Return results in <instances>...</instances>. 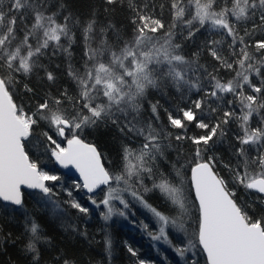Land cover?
<instances>
[{
	"label": "snow or ice",
	"instance_id": "obj_1",
	"mask_svg": "<svg viewBox=\"0 0 264 264\" xmlns=\"http://www.w3.org/2000/svg\"><path fill=\"white\" fill-rule=\"evenodd\" d=\"M107 3L114 4L116 0H107ZM63 7L59 5V9ZM150 7L146 3L143 8L135 9L136 28L131 39L121 38L117 31L114 43L105 38L96 47L88 43L82 68L69 64L67 74L75 85V96H69L65 90L58 97L45 98L36 105L35 111L29 112L13 99V89L19 82L17 74L27 78L42 68L39 59L50 48L53 55L57 50L68 52L60 42L62 37L72 39L70 17L64 16L61 22L57 4H49V0H9L7 5L0 4V200L22 205L21 187L26 186L39 189L51 202L54 193L46 181H57L60 177L41 170L25 150V142L44 122L48 130L42 135L54 145L51 155L55 160L65 168L73 166L88 192L107 186L99 202L106 208L101 213L104 220L114 214L126 217V211L115 208L113 201H119L126 210L129 202L124 193H130L159 224L158 234L149 233L152 239L171 245L169 226L186 232L183 218L190 210L189 194L185 191L187 180L190 191L195 193L197 228L187 247H176L175 251L183 257L199 247L206 254V264H264V215L256 218L250 214L248 203L240 200L235 187L229 188L228 181L215 170V157L206 156L210 142L214 144V138L226 135L224 125L235 122L238 131L232 148L236 163L225 167L229 168L234 185L257 194L256 199L264 204V35L253 40L257 30H264V0H170L172 24L162 36L156 34L165 25L151 15ZM233 18L235 22H252V29L241 36ZM93 24L90 22L84 27L86 42L93 33ZM201 28L231 37L228 45L231 58L221 54L216 46L220 41L212 40L207 46L211 57L234 73L231 79L222 81L203 66L194 70L193 62L181 54L176 29L186 31L185 39H191ZM195 71L202 75L194 80L190 73L194 75ZM45 76L48 81L56 79L47 70ZM204 78L210 85L208 89L200 83ZM256 78H259L258 84L254 82ZM166 84L177 90L203 91L206 97L193 101V108L181 109L180 118L168 115L174 128L185 129L186 122L195 121L198 128L206 130L205 134L194 137L175 136L176 141L190 139L195 146L190 168L186 169L179 160L171 165L175 177L158 163L162 158L167 159L162 141L171 140L172 134L138 118L149 90H160ZM24 90L32 91L27 84ZM225 94H230L231 99ZM209 100L228 105L222 117H214V124L206 122V117L198 119L195 111L203 112L207 107L209 115L216 113L218 109ZM151 111L158 119L157 104L151 105ZM255 117L259 119L254 122ZM108 123L124 138L139 141V147L131 143L123 146V167L117 172L106 169L97 148L80 138L84 129ZM51 130L66 140V146L53 139ZM167 147L172 145L169 143ZM145 175L152 179V188L144 185ZM176 177H180L178 184ZM139 188L144 192L158 191L178 215L170 217L157 210L144 199ZM71 195L69 191L68 196ZM91 202L99 207L95 199ZM70 204L81 213L89 211L75 200ZM143 228L147 229V225ZM27 230L30 239L26 250L36 261L41 226L33 220ZM105 247L110 256L111 239L106 238ZM127 250L132 256L137 255L131 246ZM63 264L71 261L65 259ZM138 264L147 262L139 260Z\"/></svg>",
	"mask_w": 264,
	"mask_h": 264
},
{
	"label": "trees",
	"instance_id": "obj_2",
	"mask_svg": "<svg viewBox=\"0 0 264 264\" xmlns=\"http://www.w3.org/2000/svg\"><path fill=\"white\" fill-rule=\"evenodd\" d=\"M9 0H0V4L7 5ZM149 4L151 15L160 19L165 28L156 35L162 36L172 24V14L170 11V0H116L114 4H108L107 0H49V4H57V10L60 11L59 20L63 22L64 16H69V28L72 36L71 41L66 38L61 39V44L68 48V52L57 50L55 55L50 48L47 53L40 57L39 63L42 68L34 72L30 77H23L17 74L19 81L13 89V99L18 105H22L25 111H35L36 105L47 97H58L63 91L67 90L69 96L76 95V88L72 79L68 76V66L73 68H82L85 63L84 53L88 43L96 47L101 38L114 43L117 39L116 32L123 39H131L134 35L136 24V8H143L144 4ZM63 9H59V5ZM93 24V33L88 42L84 39V27L90 23ZM233 22L236 24L237 31L244 36L246 31L252 29V22ZM258 23V20L256 21ZM114 26V27H110ZM187 32H181L176 29V42L182 45L181 54L192 61V68L195 70L198 66L207 68L208 72L213 73L222 81L231 79L233 72L221 66L220 62L215 60L208 52V44L212 40L220 41L216 45L221 54L227 58L230 57L228 45L231 37L223 32H211L201 28L191 39H185ZM264 35V30H257L253 40ZM247 40L248 38L245 37ZM251 43V42H250ZM250 51L254 49L250 48ZM259 55V53H257ZM45 70L50 71L56 77L55 81H48L45 76ZM195 80L202 75L200 71L191 74ZM255 83H259L256 78ZM200 83L205 89L210 88L207 78L201 79ZM24 84L32 89L31 92L24 90ZM231 99L230 94H225ZM206 98L203 91L177 90L171 84H166L160 90L150 89L144 99L140 116L142 122L151 121L155 126L162 128L165 132L172 134L171 140L162 141L165 145L164 152L167 159L158 161L161 168L167 167V170L175 177V171L171 165L177 160L184 167L190 168L191 160L194 156L195 146L190 139L176 141V135H186L194 137L205 134L204 129L196 126V122H186L185 129H177L171 126L168 121V115L171 113L176 118L182 116L181 109L193 108V101ZM212 107L217 108L216 113L208 114L207 107L203 110H195L197 118L206 117V122L216 123L214 117H222L223 110L228 105L217 101L212 103ZM158 105V116L156 119L151 111V105ZM238 111V109H237ZM258 117L254 118L255 120ZM226 135L223 138H214V144L210 142L206 156H213L216 159L215 170L218 174L228 181L229 188L235 187L237 197L248 203L251 215L259 218L264 215V204L256 199L255 193L246 192L242 187L232 183V177L229 168L225 165L235 166L236 160L233 155L232 145L235 144V133L238 131L235 122L224 125ZM47 126L44 122L37 127L32 137L25 142V150L29 153L32 160L38 162L41 170L51 175L60 177L57 181H46V185L52 188L54 195H51V202L45 195L36 191H23L22 205L14 207L0 201V264H63L65 259L71 261V264H138L139 260H144L147 264H206L205 257L199 247L193 249L192 255L187 254L183 261L176 254L163 253L160 257L155 253L152 242H150L149 233L155 232V223L147 210L139 207V202L129 201L128 212L122 220L111 218L104 220L101 205L92 204V199L97 203L102 200L106 188L101 189L93 195L85 193L77 188L79 184L73 181L57 164V161L51 155V145L42 135ZM61 146H64V139L57 136L54 130L49 132ZM80 138L84 142L94 145L101 154V161L104 167L112 172L122 170L123 146L131 143L139 147V141H131L122 136L115 126L111 123L101 124L99 127H90L80 133ZM172 147H167L168 144ZM180 153L178 156L177 153ZM254 154V153H253ZM187 157V159H185ZM179 167V165H177ZM189 176V172L186 173ZM180 177H176L177 184ZM144 185L152 188V179L147 175L144 177ZM71 192V197L68 192ZM144 199L157 210L165 215L174 217L178 212L173 206L166 202L158 191L144 192ZM185 191L189 194V215L183 218L186 232L169 226L167 229L168 238L173 248L186 247L188 241L193 239V233L197 228L196 219L198 212L192 191L189 189L188 181L185 180ZM91 198V199H90ZM75 200L81 206L89 209L88 213H81L72 208L70 201ZM58 205L54 209L53 203ZM136 205V206H135ZM37 221L41 226V239L37 243L39 256L36 261L33 260V254L26 250L30 234L28 225L30 221ZM147 225V229L143 228ZM106 238L111 239L112 249L109 256L105 247ZM128 246H131L137 255L134 257L128 252Z\"/></svg>",
	"mask_w": 264,
	"mask_h": 264
},
{
	"label": "rangeland",
	"instance_id": "obj_3",
	"mask_svg": "<svg viewBox=\"0 0 264 264\" xmlns=\"http://www.w3.org/2000/svg\"><path fill=\"white\" fill-rule=\"evenodd\" d=\"M64 143H66V140H64ZM113 186H115V185H113ZM105 188H106V190L104 192V195H105V193L107 191V186ZM104 195L102 196V199L104 198ZM124 198L129 202V201H131L130 198H133V197L130 195V193H124ZM132 200H134V203H135V199L133 198ZM97 204L98 205H101L102 210H103V213L106 212V208L102 204H100V203H97ZM113 204H114L115 208L126 211V215H127L128 209H126V210L123 209V205H121L119 203V201H113ZM139 207H141L142 209H144V211L147 210L149 212V214L152 216L153 221L155 223V227H154L155 232H153V234H158L159 224L157 223L156 218L153 216V214L148 209L144 208L141 204L139 205ZM111 218H118V219L122 220L125 217L120 216L118 214H114ZM150 242H152V245L154 247L155 253L158 254L160 257H162L163 256V253H165V252L166 253L170 252L171 254H176L177 257H181L175 251V248H173L172 245H169L168 243H165L163 240L157 241V240H153L152 237H150ZM187 254H190V255L194 254L193 253V249L190 250V251H188V252H186L185 255L183 257H181V259L183 261L185 260Z\"/></svg>",
	"mask_w": 264,
	"mask_h": 264
},
{
	"label": "water",
	"instance_id": "obj_4",
	"mask_svg": "<svg viewBox=\"0 0 264 264\" xmlns=\"http://www.w3.org/2000/svg\"><path fill=\"white\" fill-rule=\"evenodd\" d=\"M86 143V142H85ZM64 146H66V143H65V145ZM53 157V156H52ZM54 159H55V157H53ZM101 163H102V161H101ZM57 164L64 170V172L69 176V178L71 179V180H73V181H77V182H79L80 184H81V186H82V184H83V181H82V178L79 176V173L77 172V170L73 167V166H68L67 168H65V167H63L62 165H60L58 162H57ZM103 164V163H102ZM189 176H190V172H189ZM106 186L105 185H101L99 188H97V189H95L93 192H88L87 191V189H84L83 187H82V189H83V191L85 192V193H87V194H89V195H93V194H95V193H97L98 191H100L101 189H103V188H105ZM23 191H36V192H39V193H41V194H43L39 189H29V188H27L26 186H22L21 187V192L23 193ZM192 194H193V197H194V200H195V193H194V191H192ZM44 195V194H43ZM1 202H3V203H5V204H9V205H12L10 202H4V201H2V200H0ZM12 206H14V207H19V206H17V205H12ZM202 251V250H201ZM203 253V252H202ZM203 255H204V257H205V260H206V254H204L203 253Z\"/></svg>",
	"mask_w": 264,
	"mask_h": 264
}]
</instances>
